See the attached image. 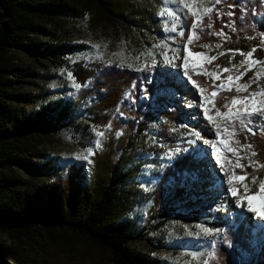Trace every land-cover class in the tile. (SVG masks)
Masks as SVG:
<instances>
[{
    "label": "trees",
    "instance_id": "16d2710c",
    "mask_svg": "<svg viewBox=\"0 0 264 264\" xmlns=\"http://www.w3.org/2000/svg\"><path fill=\"white\" fill-rule=\"evenodd\" d=\"M87 2L98 16L111 23H120L136 31L157 32L160 21L156 15H151L147 8L143 13L141 7L132 6L131 0ZM263 7L264 0L222 1L200 25L203 31L196 41L197 51L203 50L202 45L206 48L219 46L217 51L238 53H249L255 48L252 59L264 61L261 42ZM229 12L234 15H227ZM84 17L80 0H0V234L15 239L39 231L51 236L69 234L86 239L109 253L111 264H160L135 251L132 245L143 241L154 223L168 214L175 202L184 198L186 178L196 174L199 182L206 179L203 160L186 152L164 169L155 186L152 214L146 227L142 228V234L138 233L135 221L120 211L128 206L129 187L153 152L147 145L157 119L163 121L159 133L161 140L168 141L172 148L175 143L169 132L178 124L184 123L188 127L192 123L186 120L188 113L182 110L178 100L192 103L196 99L194 88L187 80L165 68H155L149 78L135 70L110 66L87 69L76 64L71 71L80 85L79 90L67 97L50 100L30 112L13 106L35 104L42 95L15 92L39 75L32 69L15 66L8 54L16 51L40 64L49 61L57 65L66 55L85 49L84 45L60 43L57 34L65 33L67 22ZM209 20L211 28L208 27ZM230 22V27H224ZM222 28L225 42L216 35ZM42 36L52 37L55 42H42L39 40ZM191 78L209 93L216 90L207 76L192 75ZM142 88H146L144 93ZM166 88L175 93H155ZM143 95L149 99L141 100ZM237 95L246 94H238L235 89L219 92L214 97L213 110L226 112L224 105L229 106ZM84 105L89 125L77 122ZM261 125L264 122L255 123L254 127L259 128L255 135L239 132L240 141L253 146L251 149L256 153L253 160L259 165L257 169L249 163L244 165L246 182L254 177H264ZM193 126L202 130L200 125ZM67 127L80 135L82 132L87 134L91 128L105 135L101 138L102 146L94 148L91 165L78 161L63 172L50 161H40L36 139L58 134ZM14 171L28 175L31 180L20 179ZM35 177L46 181L36 182ZM199 186L196 185L195 192L200 191ZM256 190L254 185L251 192ZM213 225L224 227L225 231L215 244L216 259L210 258L208 264H241L238 257L242 264H264V251L257 254L256 248L252 247L253 241L262 235H254L247 221L236 216L232 225L217 221ZM0 264L51 263L27 256L16 246L0 243Z\"/></svg>",
    "mask_w": 264,
    "mask_h": 264
},
{
    "label": "rangeland",
    "instance_id": "374dc122",
    "mask_svg": "<svg viewBox=\"0 0 264 264\" xmlns=\"http://www.w3.org/2000/svg\"><path fill=\"white\" fill-rule=\"evenodd\" d=\"M80 1L85 10V17L78 21L67 22L64 26L65 33L61 34L60 32L57 34L60 37V43L69 46L84 45V50L66 55L62 62L57 65L49 61L40 64L28 55L16 51L8 54L15 66L32 69L39 75L28 80V83L22 84L15 92L42 95L35 104H13V106L19 110L30 112L50 100L67 97L76 92L80 87L77 89L74 86L79 83L71 71L73 65L76 64L87 69L110 66L117 69L135 70L148 75L149 78L152 76L151 71L155 68L170 69L181 74L194 88L196 95V99L192 103L178 99L175 96L179 100L182 110L188 113L186 120L192 122L188 126L191 129L186 127L184 123L175 126L169 132L175 143L172 148L168 141L161 140L159 133L163 121L160 118L157 119L155 125L151 128L147 145L153 152H150L147 163L129 187L131 194L127 203L128 206L123 208L120 213L134 220L137 224L138 233L142 234V228L146 227V221L150 219L152 214L153 192L159 181V176L179 155L186 152L194 153L195 158L203 160L207 177L200 182L198 180L193 182L190 177L186 178L187 185L184 198L175 202L170 212L164 214L148 230L144 240L134 243L132 248L158 260L160 264H208L215 244L225 231L224 227L214 226L213 222H227L232 225L234 218L238 216L247 221L254 235H262L260 239H255L252 243V247L256 248L257 254L262 253L264 251V228L257 227V225L264 223V221L255 217L254 213L246 211V199L242 201L241 207L236 206L235 201L243 196L244 187L242 184L234 182L233 186L237 187L238 196L232 197L230 195L227 180L228 177L234 175L232 165L225 163V171L222 174L221 168L216 163L212 146L213 143L217 144L216 153L220 155L222 163H224L226 154L233 163L237 159L235 155L227 152V149L223 152L220 151L227 143L228 147L239 150V155L243 157L240 161L243 166L249 163L254 169L259 168V165L253 160L252 149L244 147L248 144L242 143L239 139V132L247 131L241 128L238 122L234 129L232 126H229L227 130L223 127L218 128V125L222 126L229 123V111L237 108L238 105L231 103L224 113L213 110L214 103L209 104L206 102L211 93L206 90L201 93V88L194 86L185 77L181 60V57H187L188 71L191 76L196 75L197 65L209 72L220 73L221 79L216 81L217 85L221 83L229 84L227 77L240 76L248 68V58L238 52H235L233 56L234 52L231 51H217L219 46L206 48L203 45L200 46L203 50L197 51L199 47L196 44L197 37L203 31L201 24L196 29V35H191L190 28L196 20L191 12L195 11L197 16L206 18L214 11L205 16L206 8L213 7L215 9L225 0H221L219 4H216L215 0H131L132 6L141 7L143 13L149 10L151 15H156L160 21L157 32L136 31L120 23H111L98 16L95 9L88 5L87 0ZM173 14H178L181 17L187 16V20H176ZM230 24L232 23L230 22ZM174 25L177 26L176 31H173ZM181 28L185 32L184 37L178 35ZM48 29L54 31L50 27ZM189 38L192 39L191 45H187ZM219 38L222 42L226 41L225 36H219ZM39 40L45 43L55 42L52 37L48 36H42ZM261 42L264 45V41ZM186 45L190 51L184 50ZM190 53H204L205 56L198 58ZM221 53L224 54L221 55ZM165 54L169 57H176L174 60L176 66L165 62ZM211 57H215V59H210ZM242 61H245V63L240 66ZM234 65L237 67H233ZM223 68H230L232 71L223 72ZM257 72L260 73L258 83H251V87L247 91H259L264 86V67L260 64L252 65L251 70H248L241 79L233 80L231 82L234 85L233 89H235V85H243L252 81ZM145 90L146 88H142L141 92L144 93ZM162 91L174 93L171 88L158 89L155 93L160 94ZM215 91L218 94L227 90L216 89ZM240 93L247 95V92L244 91ZM148 99L146 95L141 97V100L147 101ZM211 99L214 101V97ZM85 108V105L81 108L77 122L89 125L84 112ZM204 108L209 109L207 115L212 117V122L206 118ZM194 124L200 125L202 130L195 129ZM255 129L259 131V128ZM217 131L223 133L222 137L217 135ZM233 131H235V135L232 134ZM97 132H99L98 129L91 128L87 134L82 132L80 135L72 127H67L58 134L37 138V152L40 161H50L63 172L71 164L78 161H86L91 165L94 157L95 141L98 138ZM195 132L200 134L199 139L194 136ZM247 133L252 135L249 132ZM162 139L165 138L162 137ZM205 140L208 143H204ZM221 141L224 143H221ZM89 148L93 149V154L90 156L88 155ZM86 156L87 158H85ZM13 174L24 181L30 179L28 175L20 171H14ZM244 174L245 167L243 171L239 167L235 168V175ZM254 178V183L253 179L244 182L248 185V196L258 194L261 182H264V177L262 179ZM34 180L36 182L46 181L41 177H35ZM196 185H200V191L198 192L194 191ZM254 185L257 186V190L252 193L251 190ZM146 188L147 191H145ZM204 229H211L212 233L206 234ZM0 243L6 246H16L25 255L47 260L51 264H111L109 253L96 248L86 239L69 234L58 233L56 236H51L44 231H39L37 234L22 239L0 234ZM237 261L243 263L240 257L237 258Z\"/></svg>",
    "mask_w": 264,
    "mask_h": 264
},
{
    "label": "snow or ice",
    "instance_id": "6c2138e0",
    "mask_svg": "<svg viewBox=\"0 0 264 264\" xmlns=\"http://www.w3.org/2000/svg\"><path fill=\"white\" fill-rule=\"evenodd\" d=\"M220 2H221V0H215L216 4H219ZM213 10H214L213 7L206 8L205 12H204V15L206 16V15L210 14ZM161 15H163V13H161ZM173 15L175 16L176 20H181V19H183L185 21L187 20V16L181 17L178 14H173ZM191 15L196 17V20L193 22V24L191 25V28H190L191 35L195 36L196 35V29H197L198 25L203 22V18L204 17L203 16H197V13L195 11H192ZM227 15L232 16V15H234V13L233 12H229V13H227ZM230 26H231V24L229 23V24L225 25L224 27H230ZM208 27L209 28L212 27V24H211L210 20H209ZM176 30H177V26L174 25L173 26V31H176ZM178 35L180 37H184L185 32H184L183 28H181L178 31ZM216 35L225 36L223 28L221 29V31L219 33H216ZM191 44H192V39L189 38L188 41H187V45H191ZM187 45L185 46L184 50L185 51H190L188 49ZM177 51H179V49H177ZM255 51H256V49L254 48L252 50V52H249V53L240 52V55L246 56L248 58V60H247L248 68H246L245 72L241 73L240 76H237V77L229 76V77H227V79L230 82L227 85H225L223 83L217 85L216 81L221 79V74L218 73V72H209L205 68L200 67L199 65L196 66L195 74L196 75H204V76H207V77L211 78L212 79L213 89H225L227 91H232L234 85L231 82L233 80L241 79L242 76L244 74H246V72L248 70H251L252 65H254V64L264 65V61L253 60L252 59L253 54H254ZM190 54L194 55V56H197L198 58H202V57L205 56L204 53H190ZM223 54L224 53H221V55H223ZM234 55H235V52L233 53V56ZM175 59H176V57H169V56H167L165 54V62H167L169 64H172V66H176L174 64V60ZM210 59H215V57H211ZM181 60L183 62V69H184L185 77H187L192 82V84L194 86L198 87L197 82L192 80L191 75H190V73L188 71V59H187V57H181ZM244 63H245V61H242L240 66H243ZM121 66H123V65H121ZM129 67H131V65H129ZM233 67H237V66L234 65ZM222 71L223 72H231L232 69L223 68ZM259 78H260V73L257 72L256 75L253 77L252 81H250L249 83L243 84V85H235V90H236V92L238 94L241 91H244V92H247V95H244V96L237 95L236 97H234L232 99V104L233 105H238V107L235 108V109H230L229 114H228L229 123L228 124H224L222 126L218 125V128L219 127H223V129L227 130L229 128V126H232L233 129H234L235 124L238 122L241 128L245 129L247 132L251 133L252 135L256 134V129L254 127L255 123L257 121H264V86H262L260 88V90L257 91V92H248L247 90L251 87V83H258ZM74 86L77 89L80 87L79 84H75ZM200 92L202 93L203 89H200ZM216 96H217V91H215V90L212 91L211 92V96L207 99L206 102L209 103V104L214 103V101L211 98L212 97H216ZM224 107L228 108V105L225 104ZM208 111H209V109L204 108V113H205L206 118L210 122H212V117L207 115ZM217 112L219 113L218 109H217ZM110 127L111 126L109 125V128ZM260 130L262 132H264V125H261V129ZM232 134L235 135V131H233ZM96 135H97L98 138L95 141L94 147L96 149H99L102 146L101 138L104 137L105 133L104 132H97ZM117 135H122V133H117ZM217 135L222 137L223 133L220 132V131H217ZM194 136L197 139L200 138V134L198 132H195ZM192 142H194V141H192ZM204 143H208V141L205 140ZM221 143H224V142L221 141ZM237 143H239V142L237 141ZM212 146H213V150H214V154H215V158H216V163L221 168L222 174L225 171V169H224V164L225 163H228V164L232 165L234 175L228 177V180H227V182L229 184L228 191H229L230 195L232 197H237L238 196V189H237V187L233 186L234 182L242 184L243 187H244L243 196H240L235 201L236 206L237 207H241L242 206V201L246 199L247 200L246 211L254 213L255 217H258L262 221H264V182H261L258 194H254L252 196H248V191H249L248 190V185L244 183L247 180V174L235 175V168L239 167L241 169V171H243V169H244V166L240 163V161L243 159V157L239 155V150L238 149H232V148L228 147L227 143H225L224 147L221 148L220 151L223 152V151H225V149H227V152H230L233 155H235L237 157V159H236L235 163H233L231 161V159H229L227 154H226L225 157H224V163H222L220 155L216 153L217 144L213 143ZM244 147H247V148L251 149L253 146L252 145H245ZM92 154H93V149L89 148L88 149V155L90 156ZM252 155H256V153L252 152ZM85 158H87V156ZM190 179L193 182H196L198 180V177H197L196 174H192ZM254 182H255V178H253V183ZM147 190L148 189L146 188L145 191H147ZM257 227L264 228V223H261L260 225H257ZM204 232L206 234H211L212 230L211 229H204ZM213 243H215V242H213ZM210 258L212 260L216 259L215 251H213L210 254Z\"/></svg>",
    "mask_w": 264,
    "mask_h": 264
},
{
    "label": "built area",
    "instance_id": "2783aa9c",
    "mask_svg": "<svg viewBox=\"0 0 264 264\" xmlns=\"http://www.w3.org/2000/svg\"><path fill=\"white\" fill-rule=\"evenodd\" d=\"M261 41H264V35L261 36Z\"/></svg>",
    "mask_w": 264,
    "mask_h": 264
}]
</instances>
